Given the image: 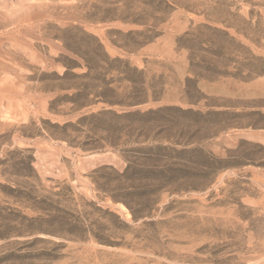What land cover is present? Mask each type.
Listing matches in <instances>:
<instances>
[{
	"label": "rangeland",
	"instance_id": "rangeland-1",
	"mask_svg": "<svg viewBox=\"0 0 264 264\" xmlns=\"http://www.w3.org/2000/svg\"><path fill=\"white\" fill-rule=\"evenodd\" d=\"M0 264H264V0H0Z\"/></svg>",
	"mask_w": 264,
	"mask_h": 264
}]
</instances>
